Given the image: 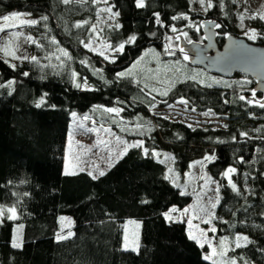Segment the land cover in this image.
Masks as SVG:
<instances>
[{"label":"trees","instance_id":"1","mask_svg":"<svg viewBox=\"0 0 264 264\" xmlns=\"http://www.w3.org/2000/svg\"><path fill=\"white\" fill-rule=\"evenodd\" d=\"M97 1L0 0V19L16 13L38 19L27 28L36 60L10 65L0 57V264H217L205 259L209 247L190 238L186 222L165 216L188 209L195 200L186 178L197 161L205 180L216 184L211 219L216 250L223 239L233 244L245 235L247 244L231 252L240 264H264V107L248 100L255 80L240 73L232 78L210 74L184 59L180 39L173 36L175 24L183 27L187 41L204 42L203 25L188 26L186 19L176 23L184 16L195 18L190 0H144V7L136 0H109L119 17L102 28ZM211 4L198 23L218 21L222 46L229 29L235 30L236 5L234 0ZM254 25L264 33V21ZM131 36L136 39L129 43ZM92 39L124 47L109 61L85 47ZM253 43L264 45V39ZM149 49L163 62L183 61L189 70L228 83L187 78L155 92L142 74L125 73ZM181 100L190 112L211 113L224 125L190 124L158 111ZM101 108L116 109L121 121L112 124L118 134L141 146L129 148L100 177L65 174L73 114L108 120ZM229 168L236 171L226 176ZM13 207L16 215L9 219L7 210ZM61 215L75 220L70 239L59 240ZM131 218L143 222L137 251L123 248L124 222Z\"/></svg>","mask_w":264,"mask_h":264},{"label":"rangeland","instance_id":"2","mask_svg":"<svg viewBox=\"0 0 264 264\" xmlns=\"http://www.w3.org/2000/svg\"><path fill=\"white\" fill-rule=\"evenodd\" d=\"M190 1L196 16L195 18L186 16L187 25L192 27L195 26L200 29L203 23H201V25L198 23V21H200L199 16L204 17L207 14V3L205 1V4L202 6L199 0ZM97 2L100 5L98 12L100 27L102 28L106 23L114 24L119 15H113L116 12L109 5V0H98ZM234 2L237 12L236 19L233 22L235 30L229 29L227 35L235 34L251 42L264 39V33L260 32L259 28L254 25L258 20L264 21V19L260 18L261 15H264V0H234ZM108 9H110V11H108ZM18 14H21L18 19H0V57L6 60L10 65H18L21 62L32 60L31 58L34 57L30 50V46L34 43V38L27 31V28L33 24H29L27 21H38V19L27 13ZM12 15L13 14L6 17H11ZM254 15L256 18H252ZM109 17H111V19ZM241 17H243V19H241ZM183 19H185V16L177 18L176 23L179 24ZM173 27L177 29V31H173V36L179 41L180 35L185 36L182 32L183 27L177 26L176 24ZM252 30H255L256 33L254 37H252ZM29 37H31V39H29ZM85 47L109 61H114L116 55L122 52L120 47L114 48L111 43L99 39L90 40V42L85 44ZM59 57H61L60 53H58L57 59ZM53 59H56V57H52L51 60ZM125 73L129 75L142 74L148 80L146 85L151 90L159 93L166 92L170 84L180 79L193 78L213 85L228 83L221 77L206 75L196 68L189 70L183 61L169 59L163 62L160 53L155 49L147 50V52L126 70ZM239 79H241L242 82L246 81L243 77ZM86 89H88V86H86ZM101 111L103 116H109L110 118L105 121H97L90 117L85 119V117L73 115L65 149V174L70 175L86 172L88 174L91 173L94 177H100L102 176L99 174L100 172L105 174L112 165L132 147V145L138 143L134 141L129 142L124 136L118 134L116 131L117 125L112 124V121H121V117L117 112H108L106 109L102 108ZM158 111L163 112V114L169 118L182 119L195 125L204 123L223 126L225 123L223 119L217 118L211 113L194 114L190 112L182 102L176 103L170 109L159 108ZM169 160L168 164L170 170L175 176V180H177L178 177H176V173L173 170L174 163ZM202 165V161L194 163L192 172L186 178L187 182L194 187V192L196 193L195 200L191 206L184 210H170L165 216L168 220L186 222L190 238L195 237V239H192L196 240L200 246L207 245L209 251L205 256L212 259L215 258L217 264H231L232 261H235V264H240L241 259L231 252V250L238 248L237 241H233L232 244L231 240L225 238L221 241L220 249L216 250L218 241H216L215 237L216 230L212 231L215 227L211 223V219L218 202V196L215 182L205 180ZM229 175L230 173L228 176ZM59 223L61 230L64 232L59 237V240L70 239L74 235V218L69 215H61L59 216ZM142 226L143 222L140 219L131 218L124 222V249L133 250L135 248L137 251L140 248ZM19 230L20 225H17L15 237H19ZM243 236L246 237L245 235L240 236V246L247 244ZM213 250H215V254Z\"/></svg>","mask_w":264,"mask_h":264},{"label":"water","instance_id":"3","mask_svg":"<svg viewBox=\"0 0 264 264\" xmlns=\"http://www.w3.org/2000/svg\"><path fill=\"white\" fill-rule=\"evenodd\" d=\"M216 25H219L216 20L204 21V42H189L180 36L179 46L187 54L188 63L224 78H232L239 73L246 75L255 80V92L264 96V45L229 34L220 46L217 40L219 27Z\"/></svg>","mask_w":264,"mask_h":264},{"label":"snow or ice","instance_id":"4","mask_svg":"<svg viewBox=\"0 0 264 264\" xmlns=\"http://www.w3.org/2000/svg\"><path fill=\"white\" fill-rule=\"evenodd\" d=\"M63 2H64L65 4H67V3H70V0H63ZM199 2H200V4H201L202 6L205 4V0H199ZM136 4H137V7H144V6H145L144 0H136ZM207 7H208V8L212 7L211 0H208ZM205 10H207V9H205ZM108 11H110V9H108ZM20 15H21V14H18V13H17V14H13L11 17H4V19H5V20H9V19H18ZM113 15H118V13H114ZM155 15H157V17H158V14H155ZM109 18L111 19V17H109ZM252 18H256V16L254 15ZM260 18H261V19H264V15H261ZM44 19H46V17H45ZM174 19H175V17H174ZM185 19H187L186 16H185ZM241 19H243V17H241ZM157 22L159 23V20H157ZM27 23H29V24H36V23H38V21H27ZM84 23H87V22H84ZM76 26H77V27H80V26H82V25L78 23ZM116 27H119V25H116ZM216 27H219V25H216ZM92 31L95 32V28H93ZM172 31H177V29H176L175 27H173V28H172ZM185 35H186V34H185ZM255 35H256L255 30H252V37H254ZM29 39H31V37H29ZM135 39H136L135 36H131V37L129 38V41H128V42H129V43L134 42ZM33 42H35V41H33ZM86 46H87V45H86ZM119 47H120V49L122 50L123 47H124V45L121 44ZM181 51H183V49H181ZM63 55H64L65 57H68V56H69V53L65 51V52L63 53ZM31 59H32L33 61L36 60L35 57H32ZM184 59H185V60L188 59L187 54H185ZM25 75H27V73H25ZM120 75H123V74L121 73ZM77 87H79V85H77ZM165 94H166V93H165ZM253 97H255V92H253ZM240 99H241V100H244L245 97L241 96ZM180 102L187 104V101H186V100H181ZM251 102H252V101H249V103H251ZM37 106H39V104H38ZM260 107H264V103L260 104ZM193 110H194V109H193ZM106 111H108V112H116L117 110H116V109H106ZM73 115H75V114H73ZM85 119H87V117H85ZM242 135H247V134H246V133H242ZM132 146H133V147H140V146H141V143L138 142L136 145H132ZM145 154H147V150H146V149H145ZM207 159L211 160V159H213V157H207ZM235 171H236V170H235L234 168H229V169H227V172L225 173V175L227 176L229 173H233V172H235ZM89 174L91 175V173H89ZM99 174H100V175H104L103 172H100ZM93 178H96V177H93ZM232 187L235 189V188H236V185L233 184ZM213 206H214V205H213ZM7 211L11 214V215H9V217H8L9 219H12V218L15 217V215H16V209H15L14 207H13V208H9ZM172 211H176V209H173ZM3 214H4V210H3V209H0V216H3ZM62 219H63V218H62ZM206 222H207V221H206ZM212 231H215V229L213 228ZM69 235H70V233H69ZM192 238L195 239V237H192ZM243 239H244L245 242H248V241H247V237H244ZM239 241H240V237H237V247L240 246ZM13 246L15 247V246H18V245L14 244ZM133 250H136V249L134 248ZM213 253L215 254V250H213ZM209 258H210V257H208V256L205 257V259H209ZM231 264H235V261H232Z\"/></svg>","mask_w":264,"mask_h":264},{"label":"flooded vegetation","instance_id":"5","mask_svg":"<svg viewBox=\"0 0 264 264\" xmlns=\"http://www.w3.org/2000/svg\"><path fill=\"white\" fill-rule=\"evenodd\" d=\"M257 93V92H256ZM248 100L249 101H252L253 103H255V104H262V101L264 100V96L261 98H258L256 95H255V97H250V98H248Z\"/></svg>","mask_w":264,"mask_h":264},{"label":"crops","instance_id":"6","mask_svg":"<svg viewBox=\"0 0 264 264\" xmlns=\"http://www.w3.org/2000/svg\"><path fill=\"white\" fill-rule=\"evenodd\" d=\"M208 260H210V261H213V262H214V261H215V258H214V259L210 258V259H208Z\"/></svg>","mask_w":264,"mask_h":264}]
</instances>
